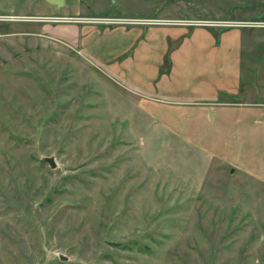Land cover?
Returning a JSON list of instances; mask_svg holds the SVG:
<instances>
[{"label":"rangeland","instance_id":"obj_1","mask_svg":"<svg viewBox=\"0 0 264 264\" xmlns=\"http://www.w3.org/2000/svg\"><path fill=\"white\" fill-rule=\"evenodd\" d=\"M63 1L0 0V264H264V0ZM84 27L243 29L245 81L145 92Z\"/></svg>","mask_w":264,"mask_h":264},{"label":"crops","instance_id":"obj_2","mask_svg":"<svg viewBox=\"0 0 264 264\" xmlns=\"http://www.w3.org/2000/svg\"><path fill=\"white\" fill-rule=\"evenodd\" d=\"M94 29L84 27L77 31L75 39L81 49L145 92L164 98L209 100L220 93L238 94L245 81L243 29L225 30L219 36L207 28L193 29L171 50L170 71L162 75L159 71L169 52L168 40L183 36L184 30Z\"/></svg>","mask_w":264,"mask_h":264},{"label":"water","instance_id":"obj_3","mask_svg":"<svg viewBox=\"0 0 264 264\" xmlns=\"http://www.w3.org/2000/svg\"><path fill=\"white\" fill-rule=\"evenodd\" d=\"M48 2L60 7L63 5V0H48ZM261 121H264V116L261 117ZM44 160L50 165L52 169L56 168V163L53 158H44ZM64 256H61V260H65Z\"/></svg>","mask_w":264,"mask_h":264},{"label":"trees","instance_id":"obj_4","mask_svg":"<svg viewBox=\"0 0 264 264\" xmlns=\"http://www.w3.org/2000/svg\"><path fill=\"white\" fill-rule=\"evenodd\" d=\"M170 55H171V51H169L168 54H167V58H168V61H169V65H168L167 71H169L170 70V67H171V58H170ZM161 71H162V73H165L164 72L165 70L162 69Z\"/></svg>","mask_w":264,"mask_h":264},{"label":"built area","instance_id":"obj_5","mask_svg":"<svg viewBox=\"0 0 264 264\" xmlns=\"http://www.w3.org/2000/svg\"><path fill=\"white\" fill-rule=\"evenodd\" d=\"M256 25V24H255ZM263 28V27H262Z\"/></svg>","mask_w":264,"mask_h":264}]
</instances>
